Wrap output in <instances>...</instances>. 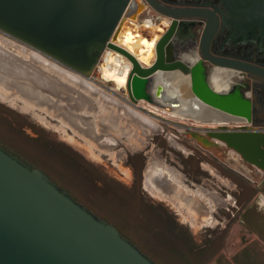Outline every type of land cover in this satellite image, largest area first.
Returning a JSON list of instances; mask_svg holds the SVG:
<instances>
[{
	"label": "water",
	"instance_id": "95a60500",
	"mask_svg": "<svg viewBox=\"0 0 264 264\" xmlns=\"http://www.w3.org/2000/svg\"><path fill=\"white\" fill-rule=\"evenodd\" d=\"M146 1L170 23H164L165 30L154 37L150 55L139 59L118 41L122 26L127 21L135 22L145 12L139 0H0V32L81 82L90 81L107 56L115 73L123 70L117 69L119 64L123 68L128 65L124 86L116 89L125 91L131 104L142 102L169 116L210 123L188 126L189 138L229 170L261 188L264 130L251 127V101L238 83L226 93L213 90L211 74L207 76L202 60L187 64L177 57V38L186 33L184 20H207L200 53L212 71L227 70L264 80V69L209 54L210 41L218 28L214 12L167 8L153 0ZM116 58L122 61L117 62ZM175 73L188 78L193 97L184 100L179 85L163 78L164 74ZM106 82L116 87L114 80ZM75 91L80 93L82 89ZM100 96L106 103L119 104L140 116L117 98ZM66 108L64 105L61 111H68ZM83 113L73 111L75 115ZM213 115H218L220 121L212 120ZM0 264L155 263L112 225L76 203L44 173L0 148Z\"/></svg>",
	"mask_w": 264,
	"mask_h": 264
},
{
	"label": "rangeland",
	"instance_id": "374dc122",
	"mask_svg": "<svg viewBox=\"0 0 264 264\" xmlns=\"http://www.w3.org/2000/svg\"><path fill=\"white\" fill-rule=\"evenodd\" d=\"M150 14L152 16L155 15L152 12H150ZM150 14L148 15L146 10L137 17L135 20L137 23L134 21H127L120 34L119 45L124 47L125 43L130 44L136 56L139 55L140 50L148 53L149 48L144 45L145 41L149 40L148 46H153L154 37L160 35L165 30L164 23H167V20L165 19L156 22V27L149 25L147 27L137 26V24L142 25L143 20L149 18L148 16H150ZM149 55H146V57ZM118 59L119 58H116L117 62H120V60L122 61L121 58ZM110 61L108 56L105 57L103 64L93 73L92 79L90 81H83L88 83L89 86L94 89L93 93L95 95L93 94V97L91 98L96 104H92V102L89 101L90 103L88 106L78 110L75 109V111L87 113L90 112L94 106L98 105L95 115L93 116V122L101 125L99 126L98 132L102 127L105 132H109L114 138L118 136L123 138L124 140H122L118 146V148L123 149H126L125 145L128 149H132V145L135 143H139L142 146L145 144V140H148L149 147L147 155L154 154L152 153L153 150L159 148V150H161V155L167 159L169 163L172 162L171 164L175 165V167H177L176 164H179V161H184L185 157H187L192 150L194 151V154H209L198 147L194 140L189 138L190 131L187 127L192 124L211 125L210 123H198L192 120L169 116L142 102L137 103L135 107L127 105L140 116L119 106L106 103L100 96L101 94H104L105 96L110 95L114 98L123 99L126 103H131L125 91H118L116 89L124 86L125 76L129 66L125 65L123 68V64H119L120 67H117V69L123 70L119 71L120 73H115L116 68L111 65ZM124 61V63H127L126 59H124ZM102 77L106 81L114 80L116 87L114 84L104 81ZM185 90L187 96L193 97L189 87V80ZM85 91L86 90L82 89V92L80 93L89 94ZM12 101L20 100L14 99ZM36 111L44 113L51 118H56L61 124H64V126H67L72 130L78 128L80 133H82V131L85 132V130V134L88 132L90 133L91 129H93L91 125L84 123L80 117L73 114L74 110L72 109H69L70 113H65L64 115L60 112H49L46 110ZM148 111L160 116L150 114ZM1 112L3 111H0V148L4 149L10 155L18 158L21 162L33 169L44 173L57 187L64 189L72 199L79 204H82L88 211L95 214L97 218L112 225L123 238L129 240L155 264H219L218 261L221 262L222 259L220 258L219 260L217 257V248L221 246V243L223 245L225 236L230 237V243L227 246L230 249L235 248V244L237 243L235 238L240 236L238 234L239 232L235 233V224H237V217L241 210L242 203L246 200L249 192H246V195L242 194L240 199L238 198V194H235L236 198H238L237 204H233L235 209H232V207L229 206L230 202H234L229 200L234 193L228 192L224 194L226 200L220 205L219 211H222V213L224 212L226 218H229L228 212L225 210L229 208L230 210H233L232 213L235 214L236 217L231 222H229V220L225 221L226 229L221 238L218 239V241H214V244L211 243V251L203 252V248H201L202 242L200 241L202 240L201 236L205 228L197 229L186 225L189 231L184 232L185 228L180 227L184 232L182 233L184 235V240L187 242L186 244L178 242L179 237L175 235L174 228L165 231V225L169 222L168 220L165 221L163 219L167 216V214H164V209H167L173 215L176 214V219H179L181 223H185L186 219L176 211L174 206L167 202H161L151 193L148 194L147 192H144L145 194L143 193L144 195H141V203L131 202L132 198H128L131 195V192H129L128 189L121 188L115 182L118 181L122 185L129 187L132 182L130 172L126 169L124 164H122L123 161H116L113 155L107 157L103 156L101 151L96 148V141L91 138V135L88 136L89 143L71 135L69 132L65 131V129L62 131V129L55 127L54 124H56V122L49 119L50 124L52 125L47 127L50 136L47 133H43V138L41 136L35 140L33 136L38 133H40L39 135H42L40 131L36 129L29 130L26 128V130L23 131L21 127L24 126L23 121L25 120L19 119L15 114H4ZM42 118L44 117L42 116ZM251 127L264 129V120L258 123L253 122ZM27 128H29L28 125ZM55 128L59 130H55ZM55 131L57 133H54ZM52 136L65 140L75 151L85 155L92 165L89 163L87 164L86 162H77L83 166L84 170H75V168H72L76 165L74 160L76 159L79 161V159L69 149L57 145L49 138L47 139V137ZM109 139L110 138H104L103 140H100L101 142L99 141L100 143L98 144L104 146L110 144L111 141ZM65 150H67V153L70 151L73 157L71 155L70 157L67 156V158L61 157L60 154H64ZM215 162L211 161V163L216 165ZM203 176L207 177L208 175L205 174ZM111 178L115 180V183L111 181ZM209 180L210 181L205 182V187L210 190L217 191V186L222 188V183L228 185L226 181L214 179L211 176L209 177ZM244 180L242 182L249 183L248 188V184L246 185V183H243L245 185L244 188H247V191H249V189H252L250 188L251 183ZM143 187L145 188L144 185ZM251 191L255 192L254 189ZM153 201L155 203H160V205L151 204L154 203ZM223 207L226 208L224 209ZM221 220L223 221V219ZM163 233L165 236L160 235ZM209 233L214 234L217 232L210 231ZM191 241H193V243H191ZM212 250H214V253Z\"/></svg>",
	"mask_w": 264,
	"mask_h": 264
},
{
	"label": "flooded vegetation",
	"instance_id": "af4514ba",
	"mask_svg": "<svg viewBox=\"0 0 264 264\" xmlns=\"http://www.w3.org/2000/svg\"><path fill=\"white\" fill-rule=\"evenodd\" d=\"M153 1L160 6L167 8H201L214 12L218 19V28L210 41L209 54L213 57L230 59L264 69V0ZM139 2L145 6V11L147 10L148 15L150 12L155 14L154 16L150 14L148 17L156 18L158 16H162L155 12L148 5L146 0H139ZM161 19L167 20L164 17ZM184 21L186 24H183L182 26L185 28L186 33L177 38L176 46H178L179 50L187 49L189 55L195 54V60H202L206 66L208 76L211 74L213 67L204 61L200 53L201 34L207 24V20L191 19ZM167 23L170 22L167 20ZM147 44H149V40L144 43L145 46ZM32 52L33 51L30 50L28 46H24L0 32V111H3L1 113L4 114H15L19 119L25 120L23 123L24 126H26L21 127L23 131L26 129H36L40 131L42 135H39L40 133H38L33 136L35 140L41 136L43 138V133H47L50 136V132L47 129V127L51 125L50 120L56 122V124H54L55 127L62 129V131L65 129V131L81 140L89 142L88 136L91 135V138L96 141L97 147H95L101 151L103 156L107 157L109 155H113L116 161H123L122 164H124L126 169L130 172L132 182L129 187L122 185L113 178H111V181H113V183L116 182L118 186L126 190L128 189L129 192H131V195L128 197L129 199L132 198L131 202L141 203V195H144V192H147L148 194L151 193L154 196L156 195L154 187L155 185H158L157 183H154L153 186H150V188L145 185V174L149 166L152 165L153 159H156L157 162H159L161 169H168L169 171H173L178 174L183 186H185L190 192H210V189L205 187V182L210 181V176L214 179L226 181L228 185L222 183L223 189L217 186L218 190L216 192L220 201L226 200L224 196L225 193H234V195L229 199L230 201H234L233 203H229V206H231L232 209H235L233 204H237V199H240L242 194L246 195V192H248L247 188L249 187V183L242 182L244 180L242 176L229 170L221 163L219 164L216 158L210 154H194V151L192 150L191 153L185 157V160L179 161V164H176L177 167H175V165L171 164L172 162L169 163L167 159L161 155V150H159V148L157 150H153L152 153L154 154L148 156L147 150L149 142L146 143L145 141L144 145L140 147H132V149H128L126 145V149L118 148L119 143L124 139L119 136L114 138L109 132H105L102 127L98 132L99 126L101 125L93 122V116L95 115L98 105L94 106L90 112L83 113L82 116L80 114H76L77 117H80V119L84 121V123H88L93 128L90 133L88 132L85 134L86 130L85 132L82 131L84 136L80 133L78 128L72 130L67 126H64V124H61V122H59L56 118H51L44 113L36 111L46 110L49 112H60L64 115L65 113H70L69 109L78 110L88 106L90 103L89 101H91L92 104L96 103L93 102L91 98L93 97L94 89H92L88 83L81 82L72 75L68 74L65 70ZM213 71L228 72L220 69H214ZM238 78L239 81L237 83L240 85L241 91L250 99L252 104V123L262 122V120H264V80L250 74L240 75V77L238 75ZM75 88L86 90L85 92H88L90 95L88 94L89 96L86 95V97H82L80 93L75 91ZM14 99L20 101H12ZM118 100L121 103H125V105H131L133 107L131 103H126L123 99ZM64 105H66V109H68V111H61L64 108ZM118 106L121 107L119 104ZM42 116L44 118H42ZM27 125L29 128H27ZM59 129L55 128V130ZM54 133L57 132L55 131ZM48 138L57 145L69 149L76 155L79 161L76 159L74 160L76 165L72 168H75V170H84L83 166L80 165V163L83 162L92 165L85 155L75 151L66 143L65 140H61V138H56L54 136L47 137V139ZM104 138H110L109 140L111 143L105 146L99 145L98 143L101 142L100 140H103ZM66 151L67 150L64 151V154H60V156L67 158V156L70 157L71 155L73 157L70 151H68L69 153ZM211 161H216V165L211 163ZM77 162L80 163L78 164ZM205 174L208 176L204 177L203 175ZM161 178L162 180H160V183H164L165 188L169 190V186H166V183H168L167 179L164 177ZM243 183H246V185L248 184L247 188H244L245 185ZM235 194H238L239 197L236 198ZM157 196L159 197L160 195ZM199 201L193 205L188 203L189 209L192 208L194 214L190 215L186 219L185 223H181L179 219H176L175 216L177 215H173L167 209H164V214H167V216L165 215L166 218L163 219L165 221L168 220L169 222L165 225V231L174 228L175 235L179 237V240L177 239L178 242H182L184 244H186L187 241L184 240V235L182 233L189 231L186 225L193 228H205L202 232V240L200 242H202L201 248H203V252H207L212 249L211 243L214 244V241H218L224 233V230L226 229L225 221L229 220V222H231L236 216L232 213L233 210H230L229 208L225 209L226 207H223L229 215V218H226L224 212L222 213V211H219V207L216 208L212 214L213 223L207 221L205 218L202 219L201 217H197L196 214H201V209L203 207L202 203ZM151 204L160 205V203L155 202ZM80 205L83 206L82 204ZM221 219H223V221ZM180 227L185 228L184 232ZM210 231L217 233H209ZM160 235L165 236L164 233ZM191 243H193V241H191Z\"/></svg>",
	"mask_w": 264,
	"mask_h": 264
},
{
	"label": "crops",
	"instance_id": "0c3cea01",
	"mask_svg": "<svg viewBox=\"0 0 264 264\" xmlns=\"http://www.w3.org/2000/svg\"><path fill=\"white\" fill-rule=\"evenodd\" d=\"M141 144H133L132 147H140ZM161 177L167 179L169 190L165 188L164 183H160ZM155 185V196L161 202H167L176 208L184 219H187L194 212L192 208H188V203L191 205L194 202L202 203L201 214H196L197 217L207 219L213 223L212 214L216 208H219L223 200L216 191L194 193L187 190L180 179V176L167 169H161V165L156 159H153L152 165L149 166L145 174V185ZM248 196L242 203L241 210L237 217L235 233L239 232L238 238H235V248L230 249L227 245L230 243V237L225 236L219 248H217V257L222 261L219 264H264V185L257 189L255 185L250 184ZM168 190V191H167ZM157 195H160L159 197ZM200 198H198V197ZM199 228V227H195ZM214 253V250H212Z\"/></svg>",
	"mask_w": 264,
	"mask_h": 264
},
{
	"label": "bare ground",
	"instance_id": "6f19581e",
	"mask_svg": "<svg viewBox=\"0 0 264 264\" xmlns=\"http://www.w3.org/2000/svg\"><path fill=\"white\" fill-rule=\"evenodd\" d=\"M124 25L122 26V28L120 30V33L118 35V41H120V34H121L122 30H123ZM146 47L149 48V52L148 53H145V51L140 50L139 51V55L136 56V54L133 51V49L130 46V44H128V43L124 44V48L129 53L134 55L137 59H139L141 56L142 57L143 56L146 57V55H149L151 53L153 46L152 45L148 46V44H147ZM192 54H193V52H192ZM177 57L181 61H183L184 63H187V64H191L192 62L196 61L195 60V58H196L195 54L189 55L187 49H185V50H177ZM107 62H108V59H107ZM224 71H227V70H224ZM232 74L235 75V76H233ZM163 78L166 79L167 81H171V82L177 83L179 85V87L181 89V92H182V95H183L182 97H183L184 100L188 99V98H191V97L187 96L186 90H185L186 85L188 84L187 77H183V76L175 73V74H164ZM238 81H239L238 74L235 73V72H231V71H228V72H223V71H215L214 72V71H212L211 75H210V83L212 84V85L211 84L210 85L213 88V90H215L218 93H226L232 87V85H234ZM211 119L212 120H216V121H220L218 115L211 116Z\"/></svg>",
	"mask_w": 264,
	"mask_h": 264
},
{
	"label": "built area",
	"instance_id": "2783aa9c",
	"mask_svg": "<svg viewBox=\"0 0 264 264\" xmlns=\"http://www.w3.org/2000/svg\"><path fill=\"white\" fill-rule=\"evenodd\" d=\"M163 18L162 16H158L156 18H146L143 20L142 25H149V26H155L156 22L160 21L159 19ZM133 105V104H132ZM136 105H133L135 107ZM264 130V129H263Z\"/></svg>",
	"mask_w": 264,
	"mask_h": 264
}]
</instances>
